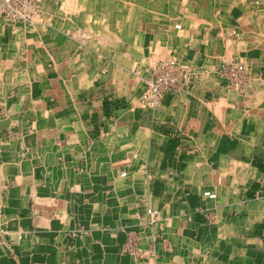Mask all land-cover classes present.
<instances>
[{"label": "crops", "instance_id": "obj_1", "mask_svg": "<svg viewBox=\"0 0 264 264\" xmlns=\"http://www.w3.org/2000/svg\"><path fill=\"white\" fill-rule=\"evenodd\" d=\"M166 3L1 19L0 264H264V0Z\"/></svg>", "mask_w": 264, "mask_h": 264}, {"label": "rangeland", "instance_id": "obj_2", "mask_svg": "<svg viewBox=\"0 0 264 264\" xmlns=\"http://www.w3.org/2000/svg\"><path fill=\"white\" fill-rule=\"evenodd\" d=\"M95 1L92 2V0H87L88 11L91 10L99 15L100 14L108 15L110 13V10H111V13L115 15L116 12L118 11L117 17L114 16L112 20L109 19L111 22L104 21L103 26L105 27L106 30L102 28L103 30L102 32H103V37H104V43H106L108 41V37L111 38L114 35H118L120 39H121V36L122 37L124 36V34H125L124 37H126L127 31H128V25L130 24V23H126L127 13L132 14L134 12V19L136 21L141 20L143 19V15H146L141 12L143 10L144 4L150 5L151 3L152 7L145 6V8L146 10L147 9L153 10L154 9L153 3H157L162 0H133V2L135 3V6L134 8H129L130 10L129 12H128V8H126L125 6L114 8L112 6L110 7V4L112 5V4L119 2L120 4L122 3L124 5L125 3H127V1H130V0H95ZM176 1L179 3L182 2V6H175L174 4ZM191 1L193 2L196 0H167V3H166L167 7L162 5V6L156 7V9L162 12L166 10L167 18H179L180 19L182 16L183 20H186V19L192 18L191 17L193 14L192 8L194 11H197V7L195 8L194 6H192ZM199 1H202V0H199ZM203 1H206V0H203ZM97 6H99L100 8ZM175 14L176 16H174ZM3 19L6 20V18H3ZM96 20H99V19H96ZM185 23L186 22H181V23L176 24L175 29H180L181 25L185 27L186 25ZM87 25H90V26L93 25V27L97 28L101 24L100 23H94V24L87 23ZM135 25H137V22L135 23ZM92 30L95 31L96 29L93 28ZM172 62L176 63L174 60ZM171 65L172 63H167L168 70L172 68V67H169Z\"/></svg>", "mask_w": 264, "mask_h": 264}, {"label": "built area", "instance_id": "obj_3", "mask_svg": "<svg viewBox=\"0 0 264 264\" xmlns=\"http://www.w3.org/2000/svg\"><path fill=\"white\" fill-rule=\"evenodd\" d=\"M36 1L37 0H0V21L2 18H6V20L29 19V13L27 12L28 6L35 4ZM169 67L172 68L168 70L167 65L163 66L161 73L156 74V76L148 82V89L144 93V98L148 96H157L162 91L172 92L175 90L177 82L180 81V68L176 67L173 62ZM242 70V66L231 69L233 75Z\"/></svg>", "mask_w": 264, "mask_h": 264}, {"label": "bare ground", "instance_id": "obj_4", "mask_svg": "<svg viewBox=\"0 0 264 264\" xmlns=\"http://www.w3.org/2000/svg\"><path fill=\"white\" fill-rule=\"evenodd\" d=\"M30 19L32 20V18H29V20H30ZM29 20H28V21H29ZM23 21H24V20H23Z\"/></svg>", "mask_w": 264, "mask_h": 264}]
</instances>
